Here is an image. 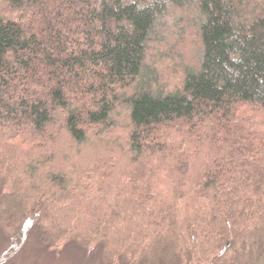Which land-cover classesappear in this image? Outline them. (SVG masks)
<instances>
[{"label": "trees", "instance_id": "16d2710c", "mask_svg": "<svg viewBox=\"0 0 264 264\" xmlns=\"http://www.w3.org/2000/svg\"><path fill=\"white\" fill-rule=\"evenodd\" d=\"M30 229L264 264V0H0V264Z\"/></svg>", "mask_w": 264, "mask_h": 264}, {"label": "rangeland", "instance_id": "374dc122", "mask_svg": "<svg viewBox=\"0 0 264 264\" xmlns=\"http://www.w3.org/2000/svg\"><path fill=\"white\" fill-rule=\"evenodd\" d=\"M4 241L0 232V254L8 246ZM44 251L36 233L30 229L23 248L6 264H102L98 255H83L74 247H68L60 256H53L49 251Z\"/></svg>", "mask_w": 264, "mask_h": 264}]
</instances>
